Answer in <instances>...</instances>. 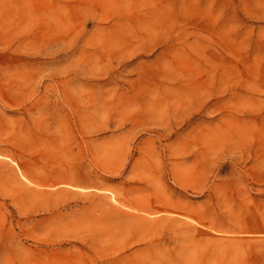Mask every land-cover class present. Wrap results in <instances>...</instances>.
I'll use <instances>...</instances> for the list:
<instances>
[{
  "label": "rangeland",
  "instance_id": "obj_1",
  "mask_svg": "<svg viewBox=\"0 0 264 264\" xmlns=\"http://www.w3.org/2000/svg\"><path fill=\"white\" fill-rule=\"evenodd\" d=\"M0 154V264H264V0H0Z\"/></svg>",
  "mask_w": 264,
  "mask_h": 264
},
{
  "label": "bare ground",
  "instance_id": "obj_2",
  "mask_svg": "<svg viewBox=\"0 0 264 264\" xmlns=\"http://www.w3.org/2000/svg\"><path fill=\"white\" fill-rule=\"evenodd\" d=\"M0 156H1V157H7V158H9V156H5V155H2V154H0ZM22 176H23L25 179L29 180L25 175L22 174ZM29 182L31 183L32 181L29 180ZM63 185H65L67 188H75V187H76V188H80V189H82V190H86L85 187H78V186H75V185L70 184V183H64ZM112 194H113V195L110 196V197L112 198V200H114L116 203H119V201L116 199L115 194H114V193H112Z\"/></svg>",
  "mask_w": 264,
  "mask_h": 264
}]
</instances>
